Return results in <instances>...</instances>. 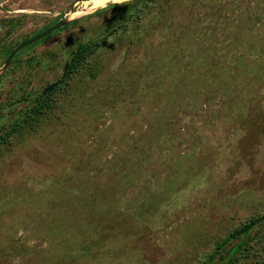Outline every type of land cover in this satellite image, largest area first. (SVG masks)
<instances>
[{"label":"rangeland","instance_id":"1","mask_svg":"<svg viewBox=\"0 0 264 264\" xmlns=\"http://www.w3.org/2000/svg\"><path fill=\"white\" fill-rule=\"evenodd\" d=\"M81 1L86 0H7L0 5L1 20L13 14V22L24 23L8 36L10 44L33 35L41 23L71 21L67 13L76 11ZM131 1L121 0L112 4L118 8L107 7L98 14L82 13L46 36L51 38L37 41L27 52L35 56L30 58L33 68L19 71L18 77L0 78V125L16 118L27 104L8 112L10 102L23 90L33 95L57 79L75 45L103 38L121 20V5ZM200 1L201 7L173 1L175 14L181 13L176 19L187 48L181 60L164 57L169 66L159 81L142 77L138 65L146 61L142 51L148 47L151 64L159 61L156 51L169 52L164 26L138 48L130 47L129 53L127 38L114 41L113 36L101 49L106 55L102 76L98 73L84 89L88 94L103 90L107 80L111 89L106 92L113 100L107 102L106 94L91 97L95 102L84 104L97 112L90 114L89 108L80 110L78 95H71L68 107V92H57L53 100L59 111L43 121L36 135L12 138L0 148V264H200L251 217L261 220L247 235L220 248L211 264H226L229 248L238 242L246 248L238 264H257L263 258L264 242L259 238L264 234V8L256 11L250 1L247 13V2L241 0L233 1L240 3L235 11L228 7L229 0ZM155 11L144 19L150 17L151 22ZM209 22L212 25L206 27ZM127 30L129 37L131 26ZM211 46L214 51L208 54ZM41 48L51 59L56 51L60 58L55 54L54 62L41 69ZM187 59H192L194 69H186ZM172 67L178 69L171 73ZM184 69L189 76H184ZM85 73H77L67 84L88 82ZM192 74L198 84L188 86ZM140 87L145 95H140ZM191 97L195 107L167 124L185 133V138L180 136L183 144L174 142L170 162L145 160L152 153L148 148L154 135L160 140L155 129L163 119L161 105L165 103L169 112V99L182 98L185 103ZM217 115L220 128L202 127ZM129 144L138 148L128 163L124 154ZM178 156L183 158L176 161ZM182 162L181 170L165 177L169 165ZM154 177L160 184L149 188L144 180ZM81 188L91 193L89 202L77 196Z\"/></svg>","mask_w":264,"mask_h":264},{"label":"trees","instance_id":"2","mask_svg":"<svg viewBox=\"0 0 264 264\" xmlns=\"http://www.w3.org/2000/svg\"><path fill=\"white\" fill-rule=\"evenodd\" d=\"M174 0H133L131 2H127L123 5H121V10L123 13V16L121 17V20L117 23V25L114 27H112L103 38H100L99 40H91L89 39L88 41L82 42V43H77L75 45V47L72 49L73 54L70 55L69 53V66L66 72V78L61 79L49 92L45 93V94H39V93H35L33 95H31L30 93L26 94L23 90V92L21 93V95L17 98L14 99L12 102H10L7 106V110L8 112L10 111V108H12L13 106L19 104V103H25L27 102V104H25L23 106V110L18 111L17 112V116L16 118H14L13 120H11L9 123L7 124H1L0 125V148L5 146L6 144H11L12 143V138L17 137L18 140L20 141V139H23V136L26 135V137L30 134L36 135L40 129V127H42V123L43 121H45L46 119H48L47 117L49 115H53L55 113V111H59L58 106H56L57 104H55V101L53 100V95L57 92H61V91H67L68 95L70 96L68 102H67V106L70 107V104L72 102V98L71 95L73 96V93L76 95H78V98H76L79 102V107L80 110L87 112L89 110V113H95L97 112V108H91V107H87L84 102L88 101L89 102V106L92 105V102H95V100H93L92 98H94V96L96 94H99V96H101L102 98H104V94L108 95V97L105 99L108 100L112 99L114 95L109 94L108 89H111L110 87L107 89V86L110 85V83L106 80H104V84H106L104 86V89H98L96 90V92L92 93V94H88L85 93L87 86L91 85L92 82H95L97 74L99 73V75L103 73V67H102V61L104 60V57L106 55L103 54V51H101V49L103 48V46H105V42L106 40H109V38L114 36V41H119L121 38L124 39L127 38L126 41V52L129 53L130 51V47H137L139 45H141L145 40V38H147L154 30H156L157 27L160 26H164V29L168 31V40L171 41V44H169V52L165 54V52H159L156 51L155 53V58H157V60H159L157 63H153L151 64L152 61H150L148 58V54H150L149 52L152 50L150 47H148L146 50L142 51V56L143 58L145 57L144 55H146L145 60L142 63H139V66L142 68H140V72H142V77H151L153 78L155 81H159L160 78L162 77L161 73L163 71H165L164 67L169 66V62L166 61V64L164 62V57H166L167 59V55L169 54V61L171 59H182L183 57V53L185 52V49L187 48L186 43H184L183 40V35L181 32V26L180 23L178 21V19L181 16V13H177L175 14V5L173 3ZM186 1H190V5H197L198 7H201V1L200 0H186ZM207 2L210 1H216V0H205ZM234 0H229L228 4L231 8L232 11H235L240 5L239 2L233 3ZM236 1V0H235ZM250 1H253L256 5H255V9L256 11H258L261 8H264V0H241V3L243 2H247V5L245 6V11L248 13V11H250L249 8V3ZM218 3H221V1H217ZM223 6V5H221ZM226 6V5H224ZM258 6V7H256ZM110 7H119L116 5H111ZM260 7V8H259ZM156 8L155 14L152 17L151 22H149V18L147 17V19L145 20V14L147 13H151L152 9ZM106 8L102 9V10H98L95 11L93 14H98L103 12V10H105ZM198 10V8H197ZM208 11V10H207ZM74 23H77L74 22ZM214 25H216V22H213ZM209 25H212V22H209L208 25H206V27ZM131 26V32H130V36H125V33H129V30H127V28ZM211 29V28H210ZM205 30H208L207 28H205ZM129 38V39H128ZM201 38H197V41L200 42ZM205 39L207 40V36L205 37ZM174 43V46H173ZM176 43H179V45L181 44V46H177ZM110 45V44H107ZM106 45V46H107ZM105 46V47H106ZM110 48L108 49V52L111 53L113 52L112 47L109 46ZM105 49V48H104ZM151 49V50H150ZM211 51L213 52V46H211V50L208 49V54L211 53ZM206 52V53H207ZM108 53V54H109ZM171 57V58H170ZM152 58H154V56H152ZM205 58V56H204ZM129 62H131V60H129ZM128 62V63H129ZM150 63V64H149ZM177 63V62H176ZM191 65V66H188ZM128 67V64H127ZM136 67V65H135ZM193 68V64H192V59H187V63H186V69L187 68ZM137 68V70H138ZM173 70H171V73L175 72L178 68H174L172 67ZM181 69V68H180ZM162 70V71H161ZM188 70V69H187ZM80 72H86L85 74L89 77V81L82 83L81 86L76 85L78 84L77 82L73 85L71 84H67L68 80H70L72 77H74L77 73L79 74ZM102 72V73H101ZM183 73H185L184 76H189L186 72L185 69L182 70ZM167 73V74H166ZM165 76L170 78V74L168 73V70H166ZM80 75V74H79ZM190 79H188L187 83L188 86L189 85H196L198 84V78L196 75H190ZM102 80V79H101ZM142 80H147V78ZM67 81V82H66ZM82 81V80H81ZM79 81V82H81ZM97 82H99V80H97ZM76 85V86H74ZM141 88V87H140ZM85 89V91H84ZM151 93H153V89H149ZM192 90V88H191ZM84 91V92H83ZM113 92H114V88H113ZM149 92V91H148ZM194 93L195 90L193 91ZM192 92V93H193ZM146 93L143 92L142 88L140 91V95H145ZM191 94V93H190ZM67 95V99L68 96ZM111 95V96H109ZM92 97V98H91ZM142 100V97H140ZM149 97H146V99H148ZM194 98L191 97L190 102L188 100L185 101V103L180 102L181 99L178 100H173V99H169V105L173 104V107L170 106L169 108V112L167 111L166 108H164V106H167L164 103V106L161 105V112H160V116L163 119H159L161 120V122H159V124H157L155 132L158 133L160 136V140H157L156 136L154 135V137L152 138L150 144H149V148L152 153L149 155H147L144 159L145 160H151V163H154L155 161L159 164L163 163L164 161L166 162H170L169 160V156H172L173 153V149L172 146L174 144L175 141L178 142V145L183 144V141L181 140L180 136L182 137V135H184L185 138V133H181L177 132V126L175 127H168L167 124L172 123L173 121L171 120L172 118H176L178 116H176L179 112L182 113L181 116L184 115L183 112H186L187 110H189L190 108H194L195 107V103L193 101ZM173 100V101H172ZM244 102H247V99H244ZM144 105V104H143ZM63 105H59V107H61ZM141 108V104H139L138 106ZM64 108V107H61ZM82 108V109H81ZM89 108V109H88ZM88 109V110H87ZM166 109V112H164ZM172 111H174V113H171ZM53 112V113H52ZM52 113V114H51ZM4 116V115H3ZM179 116V117H181ZM218 117H220V115L217 116H213L210 119V123L206 122V125L203 124V128H207L210 131H214L217 130L216 128H220L219 127V120ZM2 118V115H0V119ZM181 120V118H179ZM178 120V119H177ZM155 133V134H156ZM157 134V135H158ZM176 135V139L174 140ZM152 137V136H151ZM152 146H154L152 148ZM134 148H138V146L136 145H127L125 146V154H124V158L126 161H128V163L130 162L129 160H132L133 158V150ZM143 148V146H142ZM144 154H142L143 156ZM183 158V156H181ZM181 157H177L175 160L177 161V159H182ZM150 164V163H149ZM182 163L176 164V166H172L169 165V168L165 169V177L168 176V174H172L173 171H175L176 169L181 170V166ZM148 165V164H147ZM184 165V164H183ZM180 166V167H179ZM156 177H154L153 179L150 178H145L144 183H149L150 186L149 188H152L153 186L159 185L160 182L155 180ZM164 184H161V187H163ZM167 187H171V185H166ZM164 188V187H163ZM183 189V187H182ZM79 198L88 201L91 200L90 196H88V194L90 195L91 193L87 190V189H79ZM181 190V189H180ZM180 190H178V192H180ZM163 192V191H162ZM159 193H161V191H159ZM76 196V197H77ZM89 202V201H88ZM103 205V204H101ZM104 206V205H103ZM121 207V206H120ZM102 209V207L100 208ZM117 209V208H115ZM115 210H112L110 213H115ZM261 220L260 217H251L249 220H246L245 222H243L241 225H239L238 227H236L232 232L229 233V235L224 238L221 242H218L216 244V247L214 249V251L209 254L206 258V260H203L200 264H211L213 257L215 255V253L222 248L223 246H225L226 244H228L230 242V240L233 239H237L240 236H244L247 235L255 226L256 224ZM259 240L264 242V234L259 238ZM86 251V250H83ZM242 251H246L245 248V243L242 242H238L234 245H232L229 250H228V254H229V258H228V262L226 264H238L239 259L245 258V256L242 254ZM262 252H263V258L260 259L257 264H264V244L262 246ZM242 255V256H241ZM246 255V254H245ZM241 256V257H240Z\"/></svg>","mask_w":264,"mask_h":264},{"label":"flooded vegetation","instance_id":"3","mask_svg":"<svg viewBox=\"0 0 264 264\" xmlns=\"http://www.w3.org/2000/svg\"><path fill=\"white\" fill-rule=\"evenodd\" d=\"M12 12H15V11H12ZM12 17H14L13 14H11L10 16H4V18H6L8 20H1V18H0V31H2L3 28L5 29L4 32L2 33L1 37H0V51L2 53L4 52L3 55H2V57H1L2 64L0 66V78L2 76H4V75H7V74L8 75H11V76L12 75L14 76V74H15V77H18L17 76V73H19V71L21 72V70H22L23 71V74H24V72H26V70H27L26 68H28L29 70L32 69L33 67L30 64V58L32 59L35 56H33V53L32 54L31 53L27 54V52L33 50L37 46V43L36 42H35L36 44L33 45L31 47V49H29L27 51H24V50H26V48L28 46H30V45H28V46H26V47L18 50L14 54V56L11 58V60L8 61L7 65L5 67L3 65H4V62L7 60L10 52L14 48H16L19 44L23 43L27 39H30V38L36 36L37 34L43 32L48 27H50V26H52V25H54L56 23V22L41 23L40 27L38 28V31H36L33 35H31L29 37H24L20 41L16 42L15 44H10V39L8 38V36H10L11 32L16 27H20V28H23L24 27V23H20V22H17V21H14L13 22L11 20ZM61 29H62V27L59 28V29H57V30H55V31H53V32H51V33H57ZM49 38H51V37H49ZM49 38H47V39H49ZM44 39H46V36L44 37ZM35 52H37V51H35ZM55 54H57L59 56V52L56 51ZM55 54H54V56H52L53 59H51V56L49 54H46V52L44 51V49L41 48V60H40V64H39L41 66V69H42L44 63H46V62H50V63L54 62V58L56 57ZM72 54H73V51L70 52V55H72ZM59 58H60V56H59ZM38 60H39V58L35 59L33 61V64L35 65V64L39 63ZM69 60H70V58L68 57L66 59V61L64 62V64H63V67H64V65L66 63L68 64L67 65V68H66V71H65V74L63 75V68H62L61 73L59 74L58 78L55 79L54 81H52L51 83H53V82H57L58 83L61 79L66 78V72H67V69H68V66H69ZM49 68H51V67H49ZM41 74H43V71L41 72ZM41 82H44V81L41 79ZM38 93L39 94H45V93H42V91H39Z\"/></svg>","mask_w":264,"mask_h":264},{"label":"water","instance_id":"4","mask_svg":"<svg viewBox=\"0 0 264 264\" xmlns=\"http://www.w3.org/2000/svg\"><path fill=\"white\" fill-rule=\"evenodd\" d=\"M6 1H7V0H0V5L3 4V3L6 2ZM72 21H74V20H71V21H67V20H59L58 22H56L54 25L48 27V28H47L46 30H44L43 32H41V33L37 34L36 36H34V37L30 38V39H27V40L24 41L23 43L19 44L16 48H14V49L10 52V54H9L7 60L4 62V65H3V66L5 67V66L7 65L8 61L11 60V58L14 56V54H15L18 50H20V49H22V48H24V47H26V46H28V45H31V44H33V43H35V42L41 40V39L44 38L45 36L49 35L51 32H53V31H55V30L61 28L63 25H65V24H67V23H69V22H72ZM67 65H68V64L66 63V64L64 65V67H63V75L65 74V71H66ZM56 84H57V82H53V83L47 85V86L42 90V93H47V92H49V91H50V90H51Z\"/></svg>","mask_w":264,"mask_h":264},{"label":"bare ground","instance_id":"5","mask_svg":"<svg viewBox=\"0 0 264 264\" xmlns=\"http://www.w3.org/2000/svg\"><path fill=\"white\" fill-rule=\"evenodd\" d=\"M121 0H86L81 3V6L76 11L67 13V19L72 20L85 12H94L111 6L114 3H118Z\"/></svg>","mask_w":264,"mask_h":264}]
</instances>
